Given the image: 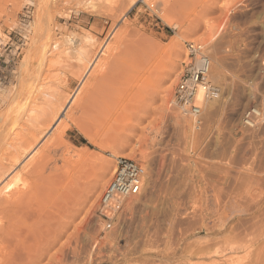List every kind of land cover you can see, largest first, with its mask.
<instances>
[{"label": "rangeland", "instance_id": "obj_1", "mask_svg": "<svg viewBox=\"0 0 264 264\" xmlns=\"http://www.w3.org/2000/svg\"><path fill=\"white\" fill-rule=\"evenodd\" d=\"M192 41L221 91L199 128L172 104ZM127 49L130 67L111 55ZM261 57L264 0H0V131L43 136L62 119L40 146L27 216L0 230V264H264ZM251 106L263 115L247 130ZM8 148L0 136V158ZM119 156L143 165L144 189L106 222L100 197ZM102 161L112 170L95 207L78 202L80 173Z\"/></svg>", "mask_w": 264, "mask_h": 264}, {"label": "bare ground", "instance_id": "obj_2", "mask_svg": "<svg viewBox=\"0 0 264 264\" xmlns=\"http://www.w3.org/2000/svg\"><path fill=\"white\" fill-rule=\"evenodd\" d=\"M165 20L169 25H172L175 27L180 26V22H177L176 20H173L170 17L165 18ZM192 42L204 45L205 51L203 53L205 55H207L210 59V61H209L210 73H209L208 77H209L211 83L214 85L213 80H212V75H211V73H212V58L209 55L205 44L202 42H196V41H192ZM188 43H191V42H188ZM107 44L108 43H106V45L104 46L101 54L105 53V50L108 47ZM112 50H111L112 58L115 59L117 62L120 61V62L126 63V61H128V63H126V65H129V62L131 63L133 61L131 53L132 54H134V53L132 50L127 49L122 54L112 53ZM80 59H81V62H83L84 57L81 56ZM130 59H131V61H129ZM99 60H100V55H98L93 60V62H90L91 63L90 66L88 67L86 72L80 78V87L84 86L85 83H87V80L89 79V75L92 72L93 67H95V65L97 64V62H99ZM261 61L264 65V57H261ZM131 65H129L128 67H130ZM91 79H93V78H91ZM214 86L217 88L216 85H214ZM175 89H176V87H175ZM217 89H219V88H217ZM80 90H81V88H78L75 91V93L71 96L70 100L74 99V98L76 99V97H77L76 94L79 93ZM174 93H175V90H174ZM169 95H170V91L167 92L166 98L169 97ZM205 103H206V101H205ZM251 107H256V112H258L260 116H259L258 120L255 122V125H254L255 127L252 129H248L243 124V115H242L241 126L247 130L255 129L258 126V124L262 118V115H263L262 111L259 107H257V106H251ZM251 107H248L247 109H249ZM244 112H243V114H244ZM24 117H25V113H21L18 116L17 121H20L24 124ZM186 118H190L193 122V125H195V128H198V126L196 125L197 121L195 120V118L193 116H187ZM61 121H62V119L58 118L56 123L43 136H41L38 131H35L32 128H30L27 133H25L23 131H20V133L15 132V130L12 127L1 128V131H0L1 142L4 146H9V148H8L9 152H6L3 155V157L0 158V181H1L0 182V185H1V187H0V210L3 213V219H5V221L2 220L4 222H2V224L0 226V230L10 229L11 227H13L14 219H16V218L23 219L24 217L27 216L28 211H27V208L25 207L24 199L26 196H28L32 192V190L34 188H37L38 185L42 184L41 175H42L43 171L45 170V165L47 164L46 159L43 156V152L40 151V146L43 143V141L45 140V137L48 136V134L51 132L52 129L57 130ZM253 123L254 122L251 121V124H253ZM53 136H54V138H53L54 140L58 139V137L60 136V132H55L53 134ZM10 148H12V149H10ZM23 153L26 156H25L24 160H21L20 155ZM78 160L84 162V161H87V157L84 155H81V156H79ZM109 162L110 161H106V162L102 161V162L96 164V166H94L93 168L84 170L83 172L80 173L79 179H78V184H77V187L75 189V192H76L75 195L77 196V197L76 196L75 197H76L78 202L85 204V203H89L90 201H92L91 207H93V206L95 207L96 201L98 199L97 197L99 196V195L97 196V193L101 192V191H99V189L103 186L102 182L105 180V177L108 178V176H109L108 174L111 173L110 171L112 170L111 169L112 164L110 165L111 162L110 163ZM21 165H22V167L19 168V166H21ZM114 170H115V167H113V170H112L113 174H114V172H113ZM24 171L31 172L32 174H34V176L32 178L26 179L22 183H19L22 181V178L20 176L23 174ZM5 175H7L8 177L12 175V178H13L12 181H7V178H3V177H5ZM143 179H144V177H143ZM143 189H144V183H143V187H142L140 194L142 193ZM102 193H103V191H102ZM102 195L103 194H101V197H100V204H101V200H102ZM133 196H138V195H129V196L125 197L123 199V204H124V200L126 198H131ZM128 204H129V206L133 205V200L130 199ZM112 215H114V214H112ZM55 257H56V255H55ZM57 259H58V257H57ZM60 261L62 262V260H60Z\"/></svg>", "mask_w": 264, "mask_h": 264}, {"label": "built area", "instance_id": "obj_3", "mask_svg": "<svg viewBox=\"0 0 264 264\" xmlns=\"http://www.w3.org/2000/svg\"><path fill=\"white\" fill-rule=\"evenodd\" d=\"M187 49L189 61L185 63L178 78L173 104L184 116H193L199 128L205 101L218 100L221 92L208 77L210 59L203 53L204 45L191 42L187 44ZM259 116L256 107L247 109L243 114L244 126L248 129L254 128ZM251 121L254 123L251 124ZM145 172L143 165L135 159L125 156L116 158L114 174L103 190L98 210V215L104 221H110L111 215L122 209L125 197L140 194Z\"/></svg>", "mask_w": 264, "mask_h": 264}]
</instances>
